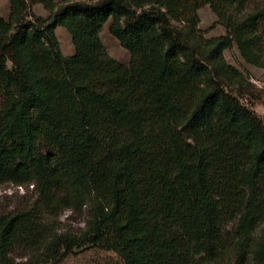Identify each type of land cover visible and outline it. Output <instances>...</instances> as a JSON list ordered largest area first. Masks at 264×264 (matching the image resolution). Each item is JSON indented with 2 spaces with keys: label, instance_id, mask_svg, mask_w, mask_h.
<instances>
[{
  "label": "trees",
  "instance_id": "obj_1",
  "mask_svg": "<svg viewBox=\"0 0 264 264\" xmlns=\"http://www.w3.org/2000/svg\"><path fill=\"white\" fill-rule=\"evenodd\" d=\"M7 2L0 188L31 187L35 200L0 213V264H59L85 246L123 264L217 263L231 253L264 264V231L255 236L264 223V119L244 103V77L224 58L235 44L244 63L264 70V6L233 16L222 8L238 0ZM206 6L225 35L201 34ZM107 23L128 64L108 55ZM58 27L71 38L69 57ZM87 100L107 126L94 124ZM64 138L95 144L113 165L101 179L86 172ZM66 211L83 219L78 234L57 232Z\"/></svg>",
  "mask_w": 264,
  "mask_h": 264
},
{
  "label": "rangeland",
  "instance_id": "obj_2",
  "mask_svg": "<svg viewBox=\"0 0 264 264\" xmlns=\"http://www.w3.org/2000/svg\"><path fill=\"white\" fill-rule=\"evenodd\" d=\"M65 0H55L56 4H61ZM236 1V0H235ZM240 3L227 5L223 7V11L226 14L235 15L237 10H241L240 14L236 16H242L251 10H256L261 6H264V0H238ZM218 3L214 1V5L217 7ZM221 5V4H220ZM223 6V5H222ZM221 6V7H222ZM238 7L236 10L235 8ZM32 12L35 16L42 19H47L49 14L42 8L41 5L33 7ZM9 14V6L7 0H0V18L7 19ZM200 18L199 29L201 34L207 38H215L225 35V30L218 18L211 11L210 6H206L198 12ZM108 23L103 27L100 38L105 46L108 55L120 63L128 64L129 54L121 48L119 43L109 35ZM55 36L59 43L60 51L65 57H69L73 54V47L71 38L65 29L58 27L55 30ZM224 58L228 64L236 68L242 73L245 81L244 103H248V107L255 112L260 118L264 119V70L250 66L242 60L239 51L234 44L231 49L224 52ZM86 109L91 116L92 121L98 127L107 126L108 122L104 119L95 105L87 100ZM72 134V133H71ZM73 135V134H72ZM63 143L72 151L73 156L77 164L82 167L86 172L94 171V175L99 179L102 178L104 171H106L114 163V156L108 154L106 157L95 144H84L77 138H64ZM103 159V160H102ZM102 160V161H101ZM101 161V162H100ZM103 173L101 174V172ZM35 200V196L31 192V187L26 190L24 188L19 189L13 186H3L0 188V213H12L15 210L22 209L26 204H31ZM57 232L59 233H71L78 234L84 228L83 219L71 214L70 212H64L57 220L56 224ZM264 231V223L258 228L255 233L257 238L260 237ZM235 234V223L230 222L224 228V238L228 244L231 243V239ZM13 259L15 262L24 263L25 258L23 254H14ZM59 264H123L122 261L112 252L102 251L98 248L85 246L80 249H75L73 255L68 256ZM204 264H254L249 258L247 262H243L240 259H236L232 256H226L223 260L217 263H204Z\"/></svg>",
  "mask_w": 264,
  "mask_h": 264
},
{
  "label": "crops",
  "instance_id": "obj_3",
  "mask_svg": "<svg viewBox=\"0 0 264 264\" xmlns=\"http://www.w3.org/2000/svg\"><path fill=\"white\" fill-rule=\"evenodd\" d=\"M108 25H109V23H108ZM107 31H108V28H107ZM103 173V171L101 172V174Z\"/></svg>",
  "mask_w": 264,
  "mask_h": 264
},
{
  "label": "built area",
  "instance_id": "obj_4",
  "mask_svg": "<svg viewBox=\"0 0 264 264\" xmlns=\"http://www.w3.org/2000/svg\"><path fill=\"white\" fill-rule=\"evenodd\" d=\"M19 189H22V188L19 187Z\"/></svg>",
  "mask_w": 264,
  "mask_h": 264
}]
</instances>
